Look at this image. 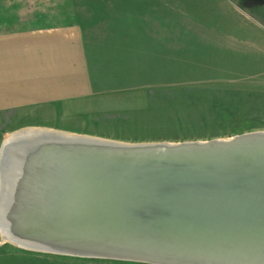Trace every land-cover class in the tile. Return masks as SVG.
I'll list each match as a JSON object with an SVG mask.
<instances>
[{
	"label": "water",
	"instance_id": "obj_1",
	"mask_svg": "<svg viewBox=\"0 0 264 264\" xmlns=\"http://www.w3.org/2000/svg\"><path fill=\"white\" fill-rule=\"evenodd\" d=\"M27 131L0 143V242L152 264H264V130L139 142ZM24 151L29 163L8 169Z\"/></svg>",
	"mask_w": 264,
	"mask_h": 264
},
{
	"label": "rangeland",
	"instance_id": "obj_2",
	"mask_svg": "<svg viewBox=\"0 0 264 264\" xmlns=\"http://www.w3.org/2000/svg\"><path fill=\"white\" fill-rule=\"evenodd\" d=\"M12 1L9 27L80 25L93 90L82 104L59 107L66 114L14 123L4 137L30 127L126 142L264 130V0H2ZM0 264L152 263L2 241Z\"/></svg>",
	"mask_w": 264,
	"mask_h": 264
},
{
	"label": "crops",
	"instance_id": "obj_3",
	"mask_svg": "<svg viewBox=\"0 0 264 264\" xmlns=\"http://www.w3.org/2000/svg\"><path fill=\"white\" fill-rule=\"evenodd\" d=\"M15 8L14 1L0 0V143L14 123L50 122L67 113L59 107L82 104L93 90L80 25L9 27L4 22Z\"/></svg>",
	"mask_w": 264,
	"mask_h": 264
},
{
	"label": "bare ground",
	"instance_id": "obj_4",
	"mask_svg": "<svg viewBox=\"0 0 264 264\" xmlns=\"http://www.w3.org/2000/svg\"><path fill=\"white\" fill-rule=\"evenodd\" d=\"M26 130H28L27 132H31L33 130H40V131L44 130L46 132L49 131V129H46V128H35V127H30V128H27ZM51 131H53V130H51ZM63 133H66V132H63ZM69 134H71V133H69ZM27 154L30 155V153H28V151H24L22 161L21 160H15V161L8 160L7 161V164H8L7 168L9 169V166H10V170L13 171L14 167H16V166L19 167L21 165L28 164L30 161V159H29L30 156H29V158H27Z\"/></svg>",
	"mask_w": 264,
	"mask_h": 264
}]
</instances>
